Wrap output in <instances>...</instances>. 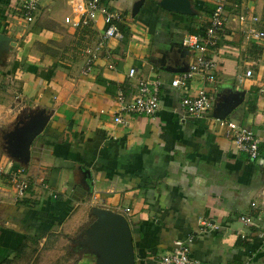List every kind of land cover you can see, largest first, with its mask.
<instances>
[{"label": "crops", "instance_id": "obj_1", "mask_svg": "<svg viewBox=\"0 0 264 264\" xmlns=\"http://www.w3.org/2000/svg\"><path fill=\"white\" fill-rule=\"evenodd\" d=\"M101 1L123 16L122 37L106 41L86 71L83 50L99 42L103 16L93 29L74 30L63 22L66 0H42L39 17L28 24L17 15L18 0H0V131L6 137L0 142V264L24 243L45 244L52 233H75L87 223L78 244L92 250L74 264L121 263L110 253L120 243L114 224H126L134 264H154L176 240L189 238L199 262L264 264V213L259 228L240 220L259 215L251 203L264 189V84L244 75L248 58L262 60L264 73V52L236 31L232 17L235 5L264 17V0H190L192 14L168 11L161 0ZM220 3L230 22L209 52L217 82L195 79L189 87L192 93L207 87L215 107L183 121L185 88L170 83L193 61L187 40L207 27ZM62 27L78 35L70 58L60 61L39 46L62 38ZM140 80L162 82L161 109L155 116L123 114L124 123H116L117 94L130 93ZM226 103L234 107L225 119L253 129L260 140L259 160L238 152L218 124L215 114ZM40 119L44 129L22 157L23 133ZM18 169L30 184L25 199L36 205L16 198L10 178Z\"/></svg>", "mask_w": 264, "mask_h": 264}, {"label": "built area", "instance_id": "obj_2", "mask_svg": "<svg viewBox=\"0 0 264 264\" xmlns=\"http://www.w3.org/2000/svg\"><path fill=\"white\" fill-rule=\"evenodd\" d=\"M42 0H18L16 12L26 23L34 24L40 15ZM63 22L66 27L74 30L93 29L99 16H103L104 29L99 37V42L93 48H85L86 71H90L91 64L97 58L98 51L104 47L106 41L112 38L122 37L117 24L122 20L118 12L104 5L101 0H66ZM230 14L226 11L225 5L220 3L208 20V25L199 35H191L186 45L193 50V61L189 68L175 77L170 85L174 88H185V94L181 99L182 120L187 118L200 119L214 110V99L207 87L196 92H190L189 87L195 79L201 80L205 86L216 84L218 77V64L209 54L210 48L217 47L218 43L227 35ZM232 17L237 22V30L250 43L263 47L264 52V17L252 12H245L235 5L233 6ZM261 61L258 58H248L245 64L244 75L246 78L260 76L261 84H264V73L260 72ZM112 68V66H110ZM136 70L129 72V78H134ZM161 87L160 80H140L137 85L131 88L130 93L120 91L117 94L119 114L115 122L123 124V114H140L155 116L161 109ZM220 127L227 130L233 138L236 149L246 154L250 160H259L260 140L256 137L253 129L240 126L238 123L228 119H217ZM12 184L16 190V198L23 199L29 196V180L22 175V169L16 170L12 175ZM251 208L259 213L257 217L244 215L240 220L247 227L259 228L261 215L264 213V189L260 195V201L251 203ZM130 212V209H126ZM264 239V231L261 233ZM192 238L187 240H176L172 250L160 255L153 262L154 264H208L195 260L192 253Z\"/></svg>", "mask_w": 264, "mask_h": 264}, {"label": "rangeland", "instance_id": "obj_3", "mask_svg": "<svg viewBox=\"0 0 264 264\" xmlns=\"http://www.w3.org/2000/svg\"><path fill=\"white\" fill-rule=\"evenodd\" d=\"M50 21V17H45ZM42 20H40L41 22ZM47 26V25H46ZM63 28V27H62ZM60 29L59 33L62 38L54 41H45L40 43L39 48L44 53H48L56 60H64L70 58L67 54L69 47L74 44V38L78 35L75 32V36L69 33V28ZM47 42V43H46ZM79 47V46H77ZM4 131H0V142L3 143ZM3 177L4 174H0ZM10 185H12L10 178ZM87 223L85 226H88ZM85 226L75 233H65L63 231L52 233L47 237L45 244H39V242H30L25 244V247L20 254L14 255L7 259L2 264H74V261L78 257H83L89 254L90 248H86L88 244H78L79 239L83 238ZM94 250V249H93ZM93 253L92 251L90 252Z\"/></svg>", "mask_w": 264, "mask_h": 264}, {"label": "water", "instance_id": "obj_4", "mask_svg": "<svg viewBox=\"0 0 264 264\" xmlns=\"http://www.w3.org/2000/svg\"><path fill=\"white\" fill-rule=\"evenodd\" d=\"M160 6L168 11L180 13V14H192L191 10V2L190 0H161ZM234 104H224L222 108H219V113L215 114V118L217 119H225L226 116L231 112ZM46 120H41L35 124L34 128H30V130L25 131L23 134V142L22 146L19 148L21 150V156L28 157L30 151V145L34 138L42 132L44 129ZM106 213L100 214V220L103 224H107V215ZM118 229L120 243L117 246V249L113 251L110 250V253L118 259V257H122L121 263H117L116 261L114 264H134L133 260V245H132V237L131 234L126 226L124 228L119 224H114Z\"/></svg>", "mask_w": 264, "mask_h": 264}, {"label": "trees", "instance_id": "obj_5", "mask_svg": "<svg viewBox=\"0 0 264 264\" xmlns=\"http://www.w3.org/2000/svg\"><path fill=\"white\" fill-rule=\"evenodd\" d=\"M125 93L127 94L128 92H125ZM20 204L23 205V206H26V207H27V206H29L30 204H31V205H36L37 202H35V201H31L30 199H25V198H24L22 201H20ZM24 247H25V243L22 244V245L16 250V255L20 254ZM6 261H7V260H6ZM6 261H5V262H6Z\"/></svg>", "mask_w": 264, "mask_h": 264}]
</instances>
